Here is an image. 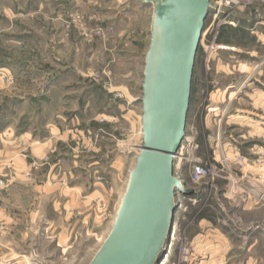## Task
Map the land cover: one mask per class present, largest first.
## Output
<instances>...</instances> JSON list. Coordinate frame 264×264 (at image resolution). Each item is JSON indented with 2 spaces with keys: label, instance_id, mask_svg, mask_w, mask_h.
Masks as SVG:
<instances>
[{
  "label": "rangeland",
  "instance_id": "374dc122",
  "mask_svg": "<svg viewBox=\"0 0 264 264\" xmlns=\"http://www.w3.org/2000/svg\"><path fill=\"white\" fill-rule=\"evenodd\" d=\"M152 17L0 0V264H90L109 236L144 144ZM183 144L190 192L156 264H264V0H211Z\"/></svg>",
  "mask_w": 264,
  "mask_h": 264
},
{
  "label": "water",
  "instance_id": "95a60500",
  "mask_svg": "<svg viewBox=\"0 0 264 264\" xmlns=\"http://www.w3.org/2000/svg\"><path fill=\"white\" fill-rule=\"evenodd\" d=\"M153 5L144 72V144L119 216L90 264H154L168 243L175 175L186 136L196 55L211 0H144Z\"/></svg>",
  "mask_w": 264,
  "mask_h": 264
},
{
  "label": "bare ground",
  "instance_id": "6f19581e",
  "mask_svg": "<svg viewBox=\"0 0 264 264\" xmlns=\"http://www.w3.org/2000/svg\"><path fill=\"white\" fill-rule=\"evenodd\" d=\"M142 133H143V136H144V130H143V128H142ZM184 142H185V141H184ZM185 148H186V145L183 144L182 148L180 149V152L178 153V161H177L176 166H175V169H176V170L180 169V168L182 167V165H183V154H184V149H185ZM136 165H137V164H136ZM135 167H136V166H135ZM135 167L133 168L130 177L133 175V172H134V170H135ZM177 195H178V192H176V195H175V197H174V204H175V205H176V201H177V199H178V198H177ZM119 211H120V209H119ZM119 211H118L117 217H116V219L114 220L112 226H114L115 223H116V220H117V218H118V216H119ZM166 247H167V246L165 245L163 251L166 250ZM163 251H162V252H163ZM162 252L159 253L157 260L159 259V257H160V255L162 254ZM157 260H156V262H157ZM156 262H155L154 264H156Z\"/></svg>",
  "mask_w": 264,
  "mask_h": 264
},
{
  "label": "built area",
  "instance_id": "2783aa9c",
  "mask_svg": "<svg viewBox=\"0 0 264 264\" xmlns=\"http://www.w3.org/2000/svg\"><path fill=\"white\" fill-rule=\"evenodd\" d=\"M200 175H201L200 167H195V169L193 170V173H192V178L195 180H198L200 178ZM178 191L179 190H177L176 192H178Z\"/></svg>",
  "mask_w": 264,
  "mask_h": 264
}]
</instances>
